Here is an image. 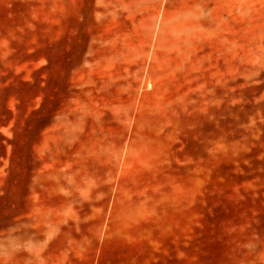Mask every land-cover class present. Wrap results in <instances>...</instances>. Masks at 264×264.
I'll use <instances>...</instances> for the list:
<instances>
[{
    "label": "rangeland",
    "instance_id": "rangeland-1",
    "mask_svg": "<svg viewBox=\"0 0 264 264\" xmlns=\"http://www.w3.org/2000/svg\"><path fill=\"white\" fill-rule=\"evenodd\" d=\"M58 188L56 264H264V0H0V264Z\"/></svg>",
    "mask_w": 264,
    "mask_h": 264
},
{
    "label": "crops",
    "instance_id": "crops-1",
    "mask_svg": "<svg viewBox=\"0 0 264 264\" xmlns=\"http://www.w3.org/2000/svg\"><path fill=\"white\" fill-rule=\"evenodd\" d=\"M67 191L65 192L63 189L58 188L51 190L49 192V202L46 206H48V219H45L44 222H48V228L47 230H44V234H42V239L44 240L43 246L41 248L35 249L34 254L40 255L38 259L35 260L37 264H56V262H59L61 260V255L63 254L61 249L55 250L51 249L50 246L47 247L45 241L48 240L49 242L52 239H56L61 237V234H55L56 232H52L51 225L52 223H56V216L59 217V222H61V216L63 215V206L67 205L69 198L66 197ZM53 233V234H52ZM105 248H95L94 250L91 249L92 254L97 255V263L100 264L101 262H105V259L102 257L103 251ZM55 255V256H51ZM57 255V256H56ZM46 256H49L48 258ZM126 264H129V258L126 262Z\"/></svg>",
    "mask_w": 264,
    "mask_h": 264
}]
</instances>
